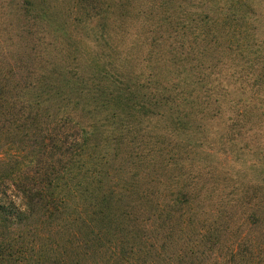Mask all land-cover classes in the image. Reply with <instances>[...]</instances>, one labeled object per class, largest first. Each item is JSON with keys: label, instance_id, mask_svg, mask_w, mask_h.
<instances>
[{"label": "trees", "instance_id": "obj_1", "mask_svg": "<svg viewBox=\"0 0 264 264\" xmlns=\"http://www.w3.org/2000/svg\"><path fill=\"white\" fill-rule=\"evenodd\" d=\"M263 28L264 0H0V264H264Z\"/></svg>", "mask_w": 264, "mask_h": 264}, {"label": "rangeland", "instance_id": "obj_2", "mask_svg": "<svg viewBox=\"0 0 264 264\" xmlns=\"http://www.w3.org/2000/svg\"><path fill=\"white\" fill-rule=\"evenodd\" d=\"M263 36L261 39L264 40V28L262 29ZM259 34H256V38ZM250 43H254L256 48L257 40H251ZM254 76L250 77L247 81V144H251L252 147L257 145L256 140H260L264 143V90H257L253 87ZM254 94L253 98L249 96ZM223 130L226 126H220ZM248 158V148L246 150ZM241 161V159H239Z\"/></svg>", "mask_w": 264, "mask_h": 264}]
</instances>
